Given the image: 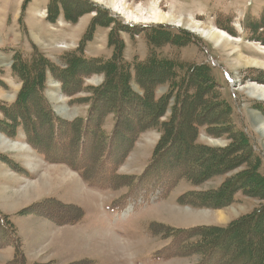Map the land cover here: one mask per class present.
I'll return each instance as SVG.
<instances>
[{
	"label": "rangeland",
	"instance_id": "obj_1",
	"mask_svg": "<svg viewBox=\"0 0 264 264\" xmlns=\"http://www.w3.org/2000/svg\"><path fill=\"white\" fill-rule=\"evenodd\" d=\"M62 1L59 7L64 5L68 13L74 11L75 22L67 21L64 14L55 21L47 20L52 0H0V162L27 176L23 160L33 161L30 169L35 172L26 177L34 181L23 182L18 191L10 187L7 193L4 185H0L1 207L16 210L8 216L11 227L0 224V245L8 240L13 242L10 244L12 257L11 249L5 247V254H0V264L9 261L21 264L14 258L17 243L13 234L31 250L32 259L46 249L38 262L25 259L22 264H208L211 259L199 254L187 255L191 248L201 246L195 244L200 236L184 240L182 232L195 227L226 228L232 221L264 205L263 199L247 196L251 191L260 195L252 189L258 190L255 183H251L245 194L244 190H235V201L225 207H198L187 200L190 195L218 189L238 174L239 178L245 170L259 172L264 178V131L258 125V120H264V103L244 86L248 81L264 85V68L237 67L233 63L236 51L242 57L264 61L261 48H264V0H125L134 7L142 5L147 9L153 4L163 13L190 16L196 22L212 25L228 33L233 40H239L232 41L227 48L214 45L207 37L188 28L128 21L118 10L97 0ZM90 5L96 9H87ZM79 9L81 13H90L75 18ZM93 19L97 21H93L91 27L97 26L92 37L86 40ZM150 37L159 40L152 44ZM74 56L92 61L94 73L77 77L75 72H68ZM151 57L155 61L169 62L178 80L183 81V88L187 87L188 76L196 78L198 72L210 89L207 99H213L220 106L214 108L212 104V114L205 118H213L217 124L195 127L193 146L203 151H218V154L234 149V158L241 166L224 175L206 177L198 184L182 179L173 185L169 194L168 176L153 171L146 173L163 133L155 129L157 125L142 132L136 133L135 129L130 132L133 127L125 123H133L135 106L119 97L120 92L112 105L109 101L100 103L94 99L102 89L99 87L107 84L105 67L108 63L120 65L121 71L129 74L127 87L142 98L144 94L136 84L134 65L146 63ZM42 62L47 66L43 67ZM113 77L118 76L113 74ZM35 83L36 88L25 96ZM113 83L111 80L110 84ZM169 86L170 83L157 86L155 102L164 98ZM23 94L24 101L19 102L18 97ZM202 102L198 109L200 117L208 106L207 101ZM36 111L43 125L36 118ZM169 114L167 110L159 121L166 122ZM23 117L27 118V123L30 119V131L24 129ZM187 123L183 130H189ZM25 131L27 136L23 138L20 132ZM6 137L11 141L5 142ZM199 153V159L209 155ZM36 155L44 156L43 161L49 165L39 164ZM169 159L164 155L165 169L170 167ZM61 162L65 165L59 164ZM190 167L191 173L201 176L196 166L190 164ZM56 168L60 170H52ZM0 169L3 175L9 170ZM217 169L213 166L210 173ZM78 172L81 175L85 172L94 189L103 186L110 189L106 187L110 185L111 190L89 192L78 183ZM10 178L1 177V180L12 182ZM183 196L185 202L180 203ZM124 199L130 200L132 205L138 199L149 205L136 206L128 219L115 226V233L98 228L97 217L105 219L102 205H115ZM214 199L223 200L216 196ZM28 209L32 212L22 214ZM26 214L48 220L59 230H48L33 218L25 217ZM151 225L153 230L160 231L162 238L151 235ZM29 233L33 246L28 242ZM59 242L62 244L58 248L47 252ZM19 243L24 256L25 248ZM167 245L168 250L163 253L171 259L163 261L152 256L154 251ZM253 251L264 254V246H257ZM174 254L177 256L172 258Z\"/></svg>",
	"mask_w": 264,
	"mask_h": 264
},
{
	"label": "trees",
	"instance_id": "obj_2",
	"mask_svg": "<svg viewBox=\"0 0 264 264\" xmlns=\"http://www.w3.org/2000/svg\"><path fill=\"white\" fill-rule=\"evenodd\" d=\"M62 2V0H52L51 4L49 5L50 7L47 9V20L55 21L60 14H64V17L67 21L75 22L73 18L74 11H69L68 13L65 10L64 5L59 7ZM92 5H90V8L87 9L92 11L93 9H96V7H93ZM60 8L62 9V12L59 13ZM76 12L77 16H75V18L83 14L90 13L87 11L86 13H81L80 9ZM93 21L96 22L97 20L93 19L88 26V34L85 36L87 37L86 40L92 37L94 27L97 26L96 24L94 27H91ZM123 26L127 27L126 25ZM102 27L106 28V26ZM127 28L132 29L134 27ZM152 35L155 36V33H152ZM155 37L149 38V41L152 44L156 43L155 40H159V38L155 39ZM86 40L84 43L87 42ZM74 57L70 59L69 65L72 67V69L68 70V72H75L77 77H79V75H88L90 73H94L92 70V61L84 60L80 57ZM148 60L149 61L146 63H138L134 65L136 67V84L144 94L142 98L135 95V93L127 87V79L129 74L123 73L121 71L120 65L108 63L105 67L107 84L105 87H99L102 89L94 99V102L101 103L102 101H109V104L112 105L116 100V95L120 92L119 97L122 99H127L129 104H134L135 106V109L133 110L136 112V114H134L135 117L133 116V118H135L132 123L133 125L129 122L125 123L126 125L133 127L130 129V132L133 131V129H135L136 133L142 132L157 125L155 129L163 133L159 143L154 148L153 154L151 156V163L148 166L146 173L153 171L156 173L158 172V175L164 174L168 176L169 178L167 180L169 181L170 186L167 191H169L177 181L182 179H188L192 183L198 184L204 181L206 177L209 178L214 175H224L241 166V162L236 161L234 158V149H232V151H226L218 154V151L207 149L203 151V149L193 146L195 127L204 126L207 124V126L213 127V125L217 124L215 119L212 118L210 120V118H205L207 115L210 116L212 114L213 108L210 107L212 104H214V108H219L220 106V104L218 105V103L214 102L213 99H207V94L210 92V89L207 87V83L200 78L198 72L196 73V78L188 76L187 87L183 88V81L178 80V76L175 73V68L172 67L169 62L165 60L162 62L155 61L152 59V57ZM42 66L45 67L47 64L42 62ZM113 74L117 75L118 77L112 78ZM111 80L114 82L113 85L110 84ZM40 81L41 78L37 82ZM167 83H170V86L168 91L165 93L164 98L158 102H155V89L157 86L165 85ZM35 88L36 83L35 85L31 86V90L28 93H25V96H28V94H30ZM35 93L36 92H34V94ZM123 93L125 98L123 97ZM18 99L19 102H23L24 94L18 97ZM202 101H207L208 106L204 108V115L200 117L198 114V109L199 106L203 105ZM41 104L43 105L42 107L45 108V103L41 101ZM167 110L170 113L168 120L166 122H160V117L166 113ZM36 114V118L41 120L37 111ZM23 119L26 122L24 129H26V131H30V119H28V123L26 117H23ZM41 122L43 125V120H41ZM186 122H188L187 126L189 127V130H183V127H185L184 124ZM183 138H185V141L182 140ZM133 141L134 140L129 142V147L132 145L131 142ZM166 146H168L167 150L163 152L161 156L158 155ZM241 146H244L243 142L241 143ZM199 152L207 153L209 155H205V157L199 159ZM164 155L167 159L170 158V161H168L170 163V167L167 169H165L164 165L162 164ZM246 155L249 156L250 154ZM158 158H160L159 163ZM190 164L194 167L196 166V168L199 169L198 172L201 176H197L196 174H193L189 171L192 170ZM203 166H205L204 170L202 169ZM213 166L219 169H217L215 173H210ZM238 176L239 174L234 178L224 182L218 189L214 191L188 196V203L192 205L193 203H196L195 206L198 207H225L235 201V190H244L245 194L247 193L245 190L250 188L251 183L256 184L258 190L254 189L253 187L252 189L254 192L260 193V195H255L251 191L250 194H247V196L264 200V178L259 172H249L248 170H245L240 173L239 178ZM215 196L223 200L213 201ZM179 201L180 203L185 202L184 196L181 197ZM29 212H32V210H24L22 214H28ZM0 221L8 224L9 227H11V223H9L8 218L0 217ZM263 229L264 205L260 209H254L248 215L242 216L239 219L232 221V223H230L226 228L215 226L195 227L187 231H183L182 233H185L184 240L186 238L191 239L194 236H200V240L196 241L195 244L199 243L201 246L191 248V251L188 252L187 255L199 254L202 257L211 259V261L207 262L208 264H263L264 254L255 253L253 251V249H255L257 246H264ZM15 240V243L17 244L14 252V258L18 259L19 262L21 261L22 264L24 259L20 249L19 239L17 238ZM206 241V245L203 246Z\"/></svg>",
	"mask_w": 264,
	"mask_h": 264
},
{
	"label": "bare ground",
	"instance_id": "obj_3",
	"mask_svg": "<svg viewBox=\"0 0 264 264\" xmlns=\"http://www.w3.org/2000/svg\"><path fill=\"white\" fill-rule=\"evenodd\" d=\"M98 2L104 3L110 8H115L119 11L120 14L126 18V20L134 23H151V24H170L176 27L188 28L190 31L199 33L207 37L214 45L219 47H230L232 41L238 42L239 40H233L228 33L217 29L212 25H207L204 23L196 22L193 18L186 16H175L173 13H163L159 8L151 4L149 8H143L142 5H137L136 7L127 4L125 0H97ZM152 3V2H151ZM264 50V48L261 46ZM236 50V49H235ZM235 50H232V53H235ZM231 54V53H230ZM233 63L237 67H246V66H256L258 68H264V61L257 60L254 58H245L241 54H238L236 51V56L233 59ZM261 78V77H260ZM256 83V82H255ZM259 84V83H258ZM249 83V81L244 85L248 87L250 94L256 97L260 102L264 103V85H258ZM262 84V83H261ZM258 125L263 128L264 131V120H258ZM52 170H60L59 168ZM51 170V171H52ZM49 172V171H48ZM50 173V172H49ZM48 176H50L48 174ZM44 178L46 175L43 176ZM66 177V176H65ZM68 177H71V174H68ZM50 179V178H49ZM25 194V193H24Z\"/></svg>",
	"mask_w": 264,
	"mask_h": 264
},
{
	"label": "crops",
	"instance_id": "obj_4",
	"mask_svg": "<svg viewBox=\"0 0 264 264\" xmlns=\"http://www.w3.org/2000/svg\"><path fill=\"white\" fill-rule=\"evenodd\" d=\"M22 135H23V133L22 132H20ZM8 137H6V140H5V142H8V140L9 139H7ZM11 138V137H10ZM23 138H24V135H23ZM9 141H11V140H9ZM13 141V140H12ZM19 153V152H18ZM40 156V158L36 155L35 156V159H37V162L39 163V164H42V165H44V164H47L46 162H44L43 161V157L41 156V155H39ZM16 157H18V156H16ZM1 159V158H0ZM21 159L23 160V157H21ZM30 163H33L34 164V162L32 161V162H26V160H23V165L24 166H22L23 167V169L29 174V175H27V176H30V175H33L35 172L33 171V170H31L32 169V167L30 166ZM6 165V164H5ZM47 165H49V164H47ZM0 167H3V170H4V168L5 169H9V170H7V172H6V175H11L12 177L10 178L9 176H6V175H3V173H1V169H0V185L1 186H3L4 188H5V190H6V192L8 193L10 190V187H11V189H14L15 191H18L20 188H22L23 187V182H33L34 180H30V179H28V178H26L27 176H24V175H21V174H18L15 170H13V169H11L10 168V166L8 165H6V166H4L3 165V163L2 162H0ZM20 168V167H19ZM31 168V169H30ZM66 168V167H65ZM67 169V168H66ZM11 173H13V174H11ZM1 177L2 178H10V179H12V182H11V180H8V179H6L7 181H5V180H1ZM78 178V177H77ZM78 180H79V184L81 185V187H83L84 189H87L89 192H97V191H95V190H92V189H89L79 178H78ZM14 181V182H13ZM11 183V184H10ZM13 192V191H12ZM103 207H104V205H102V209H101V211H102V214L104 215V217H105V219H103V218H99L98 219V217H97V223H98V228H102V229H104V230H106L107 231V229L109 230V229H111L112 230V233H115V226L117 225V224H119L121 221H124V220H126V219H128L127 217L126 218H122V219H118V220H113V218L111 217V216H109L105 211H104V209H103ZM5 208V207H4ZM2 208L1 207V204H0V212L3 214L4 213V215H7V216H12L15 212H16V210H10V211H7L8 209L7 208ZM25 217H31V218H33L38 224H42V225H44L45 227H46V229H50L51 231H56L57 229H55V225H54V223H52V222H49L48 220H45V219H43V220H40V219H38V218H36V217H34V216H31V215H25ZM24 217V218H25ZM20 219V218H19ZM23 219V218H22ZM20 222H21V220H19ZM53 222H54V220H52ZM103 221H104V223H103ZM74 227H76V226H74ZM106 228V229H105ZM18 230H19V226H18ZM59 230V229H58ZM19 233H20V230H19ZM30 234V233H29ZM20 238V237H19ZM21 239V238H20ZM21 241V244H22V248L24 249L23 250V253H24V257H25V259H27L28 261H30V262H34V261H37L38 262V259H41L42 258V255H43V252L46 250H43V251H40L39 252V254H36V259H32V252H31V250H29L28 251V249L26 248V247H24V245H23V243H24V241L22 242V239L20 240ZM30 241H31V243H32V246H33V242H32V236H31V234H30V240L28 241L29 242V245H30ZM60 244H62V243H56L55 245H53V246H50L49 247V249L47 250V252H49V251H54L52 248H54V247H57L58 248V245H60ZM5 247H8V248H10L11 249V257H12V252H13V249H12V247H11V245H9V244H7L6 246L5 245H0V250H2V251H0V254H5L4 253V248ZM11 263V261H9V262H6V264H10Z\"/></svg>",
	"mask_w": 264,
	"mask_h": 264
}]
</instances>
